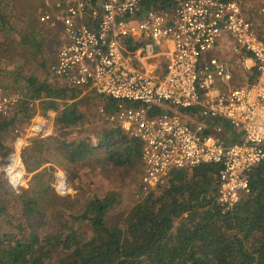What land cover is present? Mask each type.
Returning a JSON list of instances; mask_svg holds the SVG:
<instances>
[{
	"label": "built area",
	"instance_id": "built-area-1",
	"mask_svg": "<svg viewBox=\"0 0 264 264\" xmlns=\"http://www.w3.org/2000/svg\"><path fill=\"white\" fill-rule=\"evenodd\" d=\"M143 1L44 0L38 18L57 41L51 81L98 97L103 121L140 141L137 199L167 186L174 171L216 165L217 203L230 212L264 162L262 26L238 1L174 0L166 11L144 10ZM258 12L264 25V3ZM23 98L0 88V114ZM40 102H30L28 126L0 158V177L18 193L27 186L24 150L55 138ZM67 187L60 173L58 191Z\"/></svg>",
	"mask_w": 264,
	"mask_h": 264
},
{
	"label": "trees",
	"instance_id": "trees-1",
	"mask_svg": "<svg viewBox=\"0 0 264 264\" xmlns=\"http://www.w3.org/2000/svg\"><path fill=\"white\" fill-rule=\"evenodd\" d=\"M222 1L244 4L248 0ZM143 3L144 10L166 11L174 0ZM9 27V18L0 9V35L13 32ZM45 34L50 32L41 35ZM32 41V48L39 54L43 42ZM23 95L16 112L9 116L0 114V150L6 149L3 137L16 126L20 115L31 119L32 101L41 100L39 107L45 114L56 112L55 122L63 128H75L84 121L77 100L80 95L75 90L32 75L25 79ZM60 101H68L63 109ZM107 107L111 112L113 103L107 102ZM97 133L95 144L91 140L71 144L53 138L35 140L34 146L30 144L24 150L26 170L37 172L48 164L41 155L50 151L52 145H57L69 164L86 160L100 148L106 162L115 168H142L140 141L111 126ZM236 137L233 132L234 141ZM219 170L216 165H202L174 171L167 186L138 199L123 228L107 224L109 213L122 202L117 192L92 198L81 211L71 212L65 219V207L59 208L53 202L60 198L47 184L50 180H46L47 172L42 170L36 173L31 187L16 199L20 216L9 230L0 228V264H47L54 258L57 264H264V162L250 174L248 196L226 213L217 203ZM11 195L0 180V224L8 213L10 200L6 197ZM48 216H55L54 221L60 222L53 230L43 232L41 223Z\"/></svg>",
	"mask_w": 264,
	"mask_h": 264
},
{
	"label": "rangeland",
	"instance_id": "rangeland-1",
	"mask_svg": "<svg viewBox=\"0 0 264 264\" xmlns=\"http://www.w3.org/2000/svg\"><path fill=\"white\" fill-rule=\"evenodd\" d=\"M43 1L44 0H0V9L9 18V29L13 30V32L8 30L6 33L0 35V88L10 94L18 92L23 93L25 79L28 76H37L42 81L44 80L52 83L49 75V68L56 54L57 41L55 33L48 29L47 26L40 24L38 16ZM263 3L264 0H248L242 4L248 17L260 22L262 34L264 33V25L262 24V18L259 17L258 8ZM46 31L50 32V35L45 34L42 36L41 34ZM32 39H35L37 42L40 40L44 44L39 54H37L35 48H32L35 46ZM52 84L56 85V83ZM73 90L79 95L83 93L81 89ZM98 99L99 98L95 95H91L90 97L86 96L78 100L79 108L85 118L81 125L68 130L61 128L60 132H56L52 128V126L55 127L53 115L47 113L46 116L50 121L53 134H55V138L53 139L63 137L64 141L68 144L87 140V142H89V140H91L92 143L95 144L98 135L97 132L107 127L98 113V107L100 106V101ZM20 116L21 119L16 126L3 137V143L6 149L0 150V158L6 156L11 151L15 138V130L25 129L29 124V118H25V114ZM35 140L40 139L31 140L32 146L36 144L37 141L35 142ZM51 148L52 149L49 148L50 151L48 150L41 155V157L49 163L43 165L37 172L30 173L26 171L27 186L19 193L13 191L5 179L0 177L4 188L10 190L12 194L6 197V199L10 200L8 213L4 217L2 224H0V228L2 230H9L14 220L20 216L16 199L24 190L31 187L36 173L42 170L47 172L46 180H50L47 184L49 186L51 185L52 189H54V194L60 198V200L53 202L59 208L60 205L65 207L62 212L65 219H68L71 212L76 213L81 211L87 201L92 198H103L112 192H117L121 195L122 202L109 213L107 224L111 228H123L128 213L138 201L136 198V191L139 185L142 168L138 166V168L130 171L127 169L115 168L113 165L106 162L104 152L100 148L86 160L76 164H69L64 161V157L57 149V145H52ZM52 166L54 170H49ZM60 173L67 179L68 187L65 195L58 191V177ZM51 195L52 191L50 193V196ZM54 218L55 216H48L45 219L46 221L41 223L43 232L53 230L60 222V220L54 221ZM47 264H57V258H54Z\"/></svg>",
	"mask_w": 264,
	"mask_h": 264
},
{
	"label": "crops",
	"instance_id": "crops-1",
	"mask_svg": "<svg viewBox=\"0 0 264 264\" xmlns=\"http://www.w3.org/2000/svg\"><path fill=\"white\" fill-rule=\"evenodd\" d=\"M54 56H56V54L54 55ZM55 58V57H54ZM81 96V95H80ZM80 96H79V98L77 99V100H79L80 99ZM79 103V102H78ZM69 104H72V102H69ZM48 113H50V115L52 114L53 115V118H54V125H55V127L54 126H52V128L56 131V132H60V129L62 128V129H66V130H68L69 128H63V127H61V126H58L57 124H56V122H55V118H56V115H57V113L56 112H53V111H50V112H48ZM55 114V115H54ZM105 122V121H104ZM106 124V123H105ZM107 125V124H106ZM108 126V125H107ZM51 128V129H52ZM53 131V130H52ZM50 139H52L51 137L50 138H47V139H40V140H50ZM56 139H58V137L56 138ZM59 139L60 140H64V138L63 137H59Z\"/></svg>",
	"mask_w": 264,
	"mask_h": 264
}]
</instances>
